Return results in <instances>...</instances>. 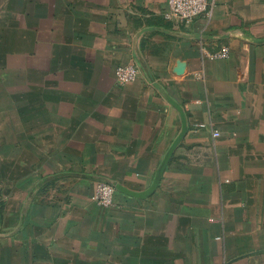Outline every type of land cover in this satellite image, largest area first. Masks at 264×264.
Returning a JSON list of instances; mask_svg holds the SVG:
<instances>
[{"label":"crops","instance_id":"obj_1","mask_svg":"<svg viewBox=\"0 0 264 264\" xmlns=\"http://www.w3.org/2000/svg\"><path fill=\"white\" fill-rule=\"evenodd\" d=\"M210 2L0 0V264H264V0Z\"/></svg>","mask_w":264,"mask_h":264},{"label":"built area","instance_id":"obj_2","mask_svg":"<svg viewBox=\"0 0 264 264\" xmlns=\"http://www.w3.org/2000/svg\"><path fill=\"white\" fill-rule=\"evenodd\" d=\"M211 4L210 0H167L164 17L186 25L199 15H208ZM228 55L229 49L226 46H221L207 54L209 59H223L227 58ZM114 75L118 83H129L136 79L138 69L132 63L118 65L115 68ZM213 134L217 135L218 132L215 130ZM114 191V186L111 183L99 180L96 183L93 198L99 205L108 207L113 203Z\"/></svg>","mask_w":264,"mask_h":264}]
</instances>
